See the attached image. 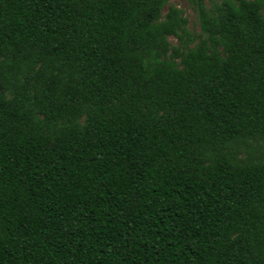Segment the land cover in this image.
<instances>
[{"label":"trees","instance_id":"1","mask_svg":"<svg viewBox=\"0 0 264 264\" xmlns=\"http://www.w3.org/2000/svg\"><path fill=\"white\" fill-rule=\"evenodd\" d=\"M189 3L0 0V264H264V0Z\"/></svg>","mask_w":264,"mask_h":264},{"label":"rangeland","instance_id":"2","mask_svg":"<svg viewBox=\"0 0 264 264\" xmlns=\"http://www.w3.org/2000/svg\"><path fill=\"white\" fill-rule=\"evenodd\" d=\"M173 5L177 7L183 13V16L187 18V29L193 34L199 33V26L196 17V13L193 11L189 0H168V5ZM166 9L163 11L165 13ZM171 45L176 44V40L174 38H169Z\"/></svg>","mask_w":264,"mask_h":264}]
</instances>
